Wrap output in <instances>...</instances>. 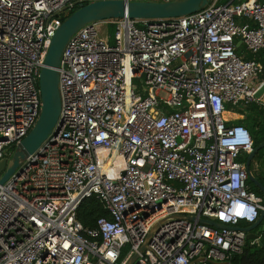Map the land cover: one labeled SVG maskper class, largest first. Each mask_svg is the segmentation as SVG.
<instances>
[{"label": "built area", "instance_id": "2783aa9c", "mask_svg": "<svg viewBox=\"0 0 264 264\" xmlns=\"http://www.w3.org/2000/svg\"><path fill=\"white\" fill-rule=\"evenodd\" d=\"M97 1L0 0V161L40 117L56 31ZM219 1L180 18L95 22L71 37L58 70L60 129L0 185V264H128L135 255L133 264H231L242 254L245 231L200 220L250 226L264 209L243 160L251 133L225 116L264 103L255 98L263 65L237 54L238 43L264 49V0ZM112 25L114 35L100 32ZM91 198L108 215L87 228L78 211Z\"/></svg>", "mask_w": 264, "mask_h": 264}, {"label": "water", "instance_id": "95a60500", "mask_svg": "<svg viewBox=\"0 0 264 264\" xmlns=\"http://www.w3.org/2000/svg\"><path fill=\"white\" fill-rule=\"evenodd\" d=\"M210 2L211 0H174L171 2L103 0L86 4L67 17L52 39L45 59V66L40 73L39 88L42 102L40 117L30 133L17 144L11 158L0 161V185H4L20 169L22 164L31 155L35 154L52 134L57 133L60 129L62 104L58 70L64 50L74 34L88 24L110 19L125 17L129 19H172L185 17L201 11ZM255 98L259 100L264 98V85L256 93ZM262 149H264V143L254 148L253 152L248 155L246 165L249 172V181L259 188L264 198V186L251 171V163ZM174 217L176 219L195 220V217ZM263 221L264 209L261 210L259 220L255 224L244 228L230 227L221 222L207 219L200 220L202 224L219 229L243 230L247 233L248 241L258 239V235L253 232L262 225ZM158 227L159 225L150 233L140 252H143L147 247L153 232ZM137 258L138 255H135L128 264H133Z\"/></svg>", "mask_w": 264, "mask_h": 264}, {"label": "trees", "instance_id": "16d2710c", "mask_svg": "<svg viewBox=\"0 0 264 264\" xmlns=\"http://www.w3.org/2000/svg\"><path fill=\"white\" fill-rule=\"evenodd\" d=\"M232 0H220L219 5H226ZM263 1V0H259ZM77 10V9H76ZM74 10L72 13H74ZM71 13V14H72ZM108 28V32L111 35L115 33V26H101L100 32L104 34V29ZM112 42V39H110ZM237 54L244 56L245 60H255L263 65L264 68V49L257 54H252L247 51L244 46L237 48ZM264 80V71L262 75ZM228 111L240 114L243 119L236 120L230 124H238L246 127L253 138L254 148L264 143V104L258 102H252L246 105H240L237 107H228ZM15 147L10 149V152H14ZM245 162L248 160V156L243 159ZM260 166H259V165ZM251 171L259 182L264 186V149L260 150L251 163ZM251 190L255 192L259 197H263L262 192L253 183L249 181ZM108 213L104 209L103 205L96 199H87L80 207L78 211V219L85 227H94L98 219L106 217ZM240 227H248L245 222L240 223ZM264 230V221L262 225L256 229L253 233L260 234ZM231 264H264V234L261 237L259 243L253 244L252 241H247L246 246L240 255H236L232 258Z\"/></svg>", "mask_w": 264, "mask_h": 264}, {"label": "crops", "instance_id": "0c3cea01", "mask_svg": "<svg viewBox=\"0 0 264 264\" xmlns=\"http://www.w3.org/2000/svg\"><path fill=\"white\" fill-rule=\"evenodd\" d=\"M241 46H244V45H241L240 43H238L237 45V48L241 47ZM245 47V46H244ZM246 48V47H245ZM244 58V56H242ZM232 113L233 115H239V118L238 117H232V116H229V120H231L232 122H235L236 120H239V119H243L244 116L240 115V114H237V113H234V112H230Z\"/></svg>", "mask_w": 264, "mask_h": 264}, {"label": "bare ground", "instance_id": "6f19581e", "mask_svg": "<svg viewBox=\"0 0 264 264\" xmlns=\"http://www.w3.org/2000/svg\"><path fill=\"white\" fill-rule=\"evenodd\" d=\"M227 115L232 116V117L234 116V118H235V117H238V118H239V115H233V114L230 113V112H226V113H225V116L227 117ZM227 118H228V117H227Z\"/></svg>", "mask_w": 264, "mask_h": 264}, {"label": "rangeland", "instance_id": "374dc122", "mask_svg": "<svg viewBox=\"0 0 264 264\" xmlns=\"http://www.w3.org/2000/svg\"><path fill=\"white\" fill-rule=\"evenodd\" d=\"M263 101H264V98H263ZM263 104H264V103H263ZM227 117L229 118V115H227ZM227 117H226V118H227ZM233 117H234V116H233ZM258 165H259V164H258ZM259 166H260V165H259Z\"/></svg>", "mask_w": 264, "mask_h": 264}]
</instances>
